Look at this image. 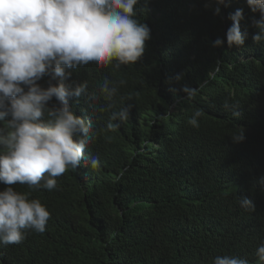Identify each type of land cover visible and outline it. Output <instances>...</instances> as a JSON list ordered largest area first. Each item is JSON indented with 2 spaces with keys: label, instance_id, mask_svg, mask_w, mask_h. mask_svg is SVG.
<instances>
[{
  "label": "trees",
  "instance_id": "1",
  "mask_svg": "<svg viewBox=\"0 0 264 264\" xmlns=\"http://www.w3.org/2000/svg\"><path fill=\"white\" fill-rule=\"evenodd\" d=\"M136 10L151 30L139 62L68 70L70 90L88 85L79 99L69 97V107L91 121L92 139L78 169L56 178L54 190L15 186L39 199L50 219L43 233L27 230L21 244L0 245V264H214L224 255L257 264L264 245V40L254 42L261 30L253 21L260 13L246 0L227 7L141 0ZM237 10L245 41L229 47V17ZM105 77L126 82L110 111L101 108L110 103L100 89ZM49 79L38 83L47 88ZM184 87L197 89L191 101ZM93 92L98 99L89 100ZM52 106H59L55 98ZM125 107L128 120L105 134L109 117ZM198 110L194 128L187 121ZM242 198L254 212L240 206Z\"/></svg>",
  "mask_w": 264,
  "mask_h": 264
},
{
  "label": "clouds",
  "instance_id": "2",
  "mask_svg": "<svg viewBox=\"0 0 264 264\" xmlns=\"http://www.w3.org/2000/svg\"><path fill=\"white\" fill-rule=\"evenodd\" d=\"M141 0H0V245H19L27 230L43 233L50 213L39 199L15 190L27 186L48 191L56 188V178L71 169H78L92 139L91 121L76 116L69 107V97L79 99L87 93V83L70 90L64 79L70 78L68 70L89 64L103 67L133 65L145 54L151 39L150 28L137 19V5ZM147 3L148 0H145ZM225 7L231 0H213ZM252 12L260 13L253 24L261 31L253 36L256 44L264 40V0H246ZM220 8L214 9L219 14ZM233 23L227 30V43L243 45L245 34L240 22L243 11L237 10L229 17ZM223 41L217 40L216 45ZM215 46V45H214ZM49 77V85H39ZM61 79L59 84L51 81ZM177 80L182 77L177 76ZM110 82L107 77L100 89L110 111L111 103L125 85ZM27 89V90H25ZM186 99L191 101L197 89L184 87ZM53 98L59 106L48 107ZM89 100L98 96L93 92ZM95 111L94 105H90ZM227 108L228 105L226 104ZM130 107L113 112L102 130L115 133L120 124L129 118ZM196 111L187 122L199 127ZM233 115L239 116L238 112ZM242 142L243 134L233 135ZM109 141L111 137H108ZM93 170H101L98 157H89ZM240 206L255 211L254 203L242 198ZM257 264H264V245L256 251ZM214 264H249L245 258L234 255L217 256Z\"/></svg>",
  "mask_w": 264,
  "mask_h": 264
}]
</instances>
